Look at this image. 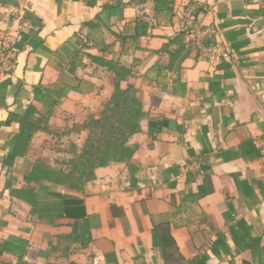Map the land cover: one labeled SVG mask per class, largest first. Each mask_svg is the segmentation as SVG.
<instances>
[{"label": "crops", "instance_id": "1", "mask_svg": "<svg viewBox=\"0 0 264 264\" xmlns=\"http://www.w3.org/2000/svg\"><path fill=\"white\" fill-rule=\"evenodd\" d=\"M0 43V264L264 262V0H0ZM115 69L144 112L129 162L36 181Z\"/></svg>", "mask_w": 264, "mask_h": 264}, {"label": "trees", "instance_id": "2", "mask_svg": "<svg viewBox=\"0 0 264 264\" xmlns=\"http://www.w3.org/2000/svg\"><path fill=\"white\" fill-rule=\"evenodd\" d=\"M186 32L188 33L189 30ZM125 75L124 70L115 69L113 93L101 111L97 116H89L81 125L71 129L73 132L87 133L80 152H77L74 145L70 146L69 153L72 156L63 164L64 170L50 168L42 162L35 163L32 176L36 181L46 180L67 188L80 189L94 178V171L97 168L113 163L129 162L134 149L128 146V140L140 132V120L144 112L135 90L130 86L126 89L120 87ZM33 131L35 128L27 133V140ZM75 202L80 204L79 201ZM165 239H162V245H166ZM168 239L169 247L175 248L173 239L171 237ZM243 264H264V262L243 261Z\"/></svg>", "mask_w": 264, "mask_h": 264}, {"label": "built area", "instance_id": "3", "mask_svg": "<svg viewBox=\"0 0 264 264\" xmlns=\"http://www.w3.org/2000/svg\"><path fill=\"white\" fill-rule=\"evenodd\" d=\"M209 36L210 34H208V31L198 26L191 28L187 33V37L189 38V40L199 46L204 40L208 39ZM13 53L14 50L10 48V46H5L0 43V67L11 62Z\"/></svg>", "mask_w": 264, "mask_h": 264}]
</instances>
